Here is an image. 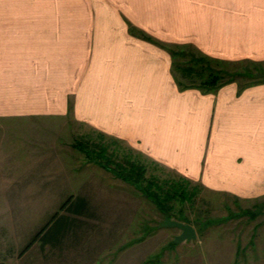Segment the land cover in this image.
<instances>
[{"label": "crops", "instance_id": "0c3cea01", "mask_svg": "<svg viewBox=\"0 0 264 264\" xmlns=\"http://www.w3.org/2000/svg\"><path fill=\"white\" fill-rule=\"evenodd\" d=\"M172 51L264 62V0H0L2 115L64 119L186 184L264 198V81L181 87ZM103 180L109 190L121 182ZM88 196L61 206L42 236L68 210L119 211L115 192L101 195V209ZM60 223L56 247L73 227Z\"/></svg>", "mask_w": 264, "mask_h": 264}, {"label": "rangeland", "instance_id": "374dc122", "mask_svg": "<svg viewBox=\"0 0 264 264\" xmlns=\"http://www.w3.org/2000/svg\"><path fill=\"white\" fill-rule=\"evenodd\" d=\"M174 58V76L185 85L198 83L210 73L240 86L264 81V62L198 63L185 52ZM189 67L195 70L190 77L183 72ZM1 110V264H105L107 257L113 263L119 258L124 264H264V198L239 201L204 191L144 164L122 144L88 130L79 131L70 121L7 119ZM77 143L89 156L75 146ZM101 148L111 163L95 158ZM129 163L143 167L140 176H131L136 186L115 173L117 164L129 169ZM106 174L121 181L118 186L107 185L113 190L102 181ZM125 174L120 176L128 177ZM149 183L163 191L185 190L190 196L184 201L174 197L159 209L145 192L157 193L160 199L164 193L153 185L147 190ZM94 188L97 194L92 196ZM108 191L120 200L119 211L110 219L76 217L68 210L69 214L42 236V229L56 213L62 215L60 207L71 198L87 194L90 203H98L101 209V195ZM72 204L77 207L80 202L77 199ZM164 218L190 224L195 238L175 243L180 231L162 226ZM61 221L73 227L61 234L56 247L53 231L63 225ZM77 225L80 228L75 230Z\"/></svg>", "mask_w": 264, "mask_h": 264}, {"label": "trees", "instance_id": "16d2710c", "mask_svg": "<svg viewBox=\"0 0 264 264\" xmlns=\"http://www.w3.org/2000/svg\"><path fill=\"white\" fill-rule=\"evenodd\" d=\"M183 54H184V52L172 51V56L173 57L180 56V55H183ZM192 59L194 61H197L198 63H207L208 64V61H206V59H204V58H198V57H193L192 56ZM183 69H184L183 72H185V75L186 76H189L190 77V76L193 75V73H195L194 72L195 70H193L192 67H189V68H186V69L183 68ZM230 80L231 79L223 82V80L221 79V77L219 75L210 73L205 79L200 80L198 83H190L189 85H185V84H182L180 81H178V80L177 81H178V83L180 84L181 87H184V86H197V87H199L201 89H204V90H210V89H214L215 87H217L219 85H222L224 83L231 82ZM75 146L77 148H79L82 152H84L86 154V156H89V152L86 151V150H84L81 147L82 146L81 143H77ZM105 152H106L105 151V148H101V150H98L97 153H94V156H95L96 159L105 160V162L107 164H109L111 162L108 160V158H106L107 155H106ZM115 167H116L115 169H117L115 173H117L120 178H123L124 180H126L127 182L131 183L134 186L137 185L135 177L132 178L131 176H134V175L135 176H140V173H142V171H143V167L142 166H137L135 164H132V163L130 164L129 163V169H125L124 167H122L119 164H117ZM125 173H127L128 177H122V176H120V174L123 175V176H126ZM152 185L155 188H157L156 190H158V189L161 190V188H160L159 185H154L152 183H149L147 185V188L146 189L148 190V188H149V190H150V188L152 187ZM182 190H184V188H182ZM161 192L164 193L163 194L164 195L163 196V199H160L159 198V195L157 193L152 192V191L151 192H145L146 193V196L148 198L152 199L156 203V205H157V207L159 209H161V208H163L165 206L166 201H169V200L173 199L174 197L175 198H180L181 200L184 201V200H186L190 196V195L189 196L187 195V193L185 192V190H184V192L183 191H180L179 192L177 190H174V188L172 189V191H169V189H168L167 191L161 190ZM45 228L46 227H44L42 230L44 231Z\"/></svg>", "mask_w": 264, "mask_h": 264}, {"label": "water", "instance_id": "95a60500", "mask_svg": "<svg viewBox=\"0 0 264 264\" xmlns=\"http://www.w3.org/2000/svg\"><path fill=\"white\" fill-rule=\"evenodd\" d=\"M164 227H176L179 229L180 233L174 238V242L178 243L183 240H191L194 239L196 234L194 228L187 223H182L180 221L170 220L168 218H164L162 223Z\"/></svg>", "mask_w": 264, "mask_h": 264}]
</instances>
